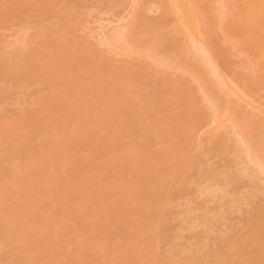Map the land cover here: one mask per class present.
Returning a JSON list of instances; mask_svg holds the SVG:
<instances>
[{"label": "rangeland", "instance_id": "obj_1", "mask_svg": "<svg viewBox=\"0 0 264 264\" xmlns=\"http://www.w3.org/2000/svg\"><path fill=\"white\" fill-rule=\"evenodd\" d=\"M127 1L0 0V187L9 181L6 167L15 156L32 174L24 188L32 202L11 200L0 213L7 224L19 212L27 222L34 219L38 239L46 243L36 248L27 238L23 248L31 251L25 253L0 238V264H264V181L235 142L226 150L206 140L201 147L188 145L184 128L200 126L198 116L208 113L200 96L175 95L173 73L143 70L130 78L128 92L122 90L120 82L128 78L118 68L147 59L123 54L112 60L100 42L93 43L96 58L89 50L74 54L92 27L122 17L126 23L133 8ZM244 3L227 0L230 15L264 16V0L254 7ZM251 37L235 31L232 43L241 49ZM214 40L219 61L239 63L237 56L245 55L244 49L225 52ZM54 53L66 74L43 65ZM109 73L105 89L97 87L100 75ZM83 83L92 88L80 90ZM246 91L264 105V85L250 84ZM109 92L117 93L118 108L99 98ZM74 94L80 103L69 99ZM175 108L180 111L172 114ZM155 128L168 137L156 143ZM259 134L253 132L256 139ZM170 143L182 149L173 178L172 166L159 159ZM120 151L128 152L122 157ZM60 153L69 160L65 168L57 163ZM60 175L65 180L59 186L47 183ZM3 229L6 236L9 226Z\"/></svg>", "mask_w": 264, "mask_h": 264}, {"label": "bare ground", "instance_id": "obj_2", "mask_svg": "<svg viewBox=\"0 0 264 264\" xmlns=\"http://www.w3.org/2000/svg\"><path fill=\"white\" fill-rule=\"evenodd\" d=\"M128 3L133 8L128 17L126 16L128 18L125 20L126 23L123 22L125 19L123 17L120 20L117 19L118 21L111 19L113 23L111 21L108 24L98 23V27L94 26L96 29L94 27L90 29L91 31L88 29L90 31H88L90 37L89 40L87 39L88 42L83 44V47H74V54L80 56L82 51L89 50L88 55L96 58L98 48L93 44L96 41L102 43L112 55V60L113 55L123 54L147 59L142 63H136L134 59L130 63V59L128 62L130 64L121 65L118 68V71L128 78L123 77L120 82L122 90L126 92L132 85L130 78L140 74L142 70L148 75L156 73L160 77L173 73L175 95L185 94L188 99L199 95L198 104L205 103L208 106V113L200 114L197 118V121L201 123L200 126L193 125L184 128L185 132L187 129L190 134L187 136L188 145L201 147L202 141L206 140L211 144L220 143V148L226 150L229 145L232 146V142H235L236 145H240V150L247 160L253 164L254 168L256 167L253 172H257L259 180L264 181V105L257 99L250 98L246 91L250 84L254 87L264 85V52L259 50L264 45V36H257L260 31L264 30V16L247 17L239 12L232 16L229 12L230 8H227V0H129ZM257 4L258 0H245L244 6L254 7ZM149 11L156 12L154 14L158 13L155 15L157 17L151 18L150 15L149 17ZM99 27L100 29H97ZM235 31L251 32L252 37L244 42L243 46L240 45L245 55L233 49L235 53L240 54L237 56L240 59H238L239 63L231 61L228 57L221 60L225 63V70L221 66L223 63L215 56L217 48L210 42L212 38H215L217 40H214V45H221L225 52L235 48L243 53L244 51H240L239 44L238 48L234 47L237 42L232 43L236 40ZM56 34L55 41L58 44L63 43L64 40L59 36L61 33L57 31ZM18 45L25 48L27 43L20 41ZM166 47L169 49L167 53ZM55 56L56 53L52 54L50 59H45L43 65L66 74V67L59 63ZM226 56H228L227 53ZM236 59L234 60L237 61ZM228 70H235L232 76L229 75ZM111 77L112 73H109L106 78L100 75V79L96 80L97 87L105 89L107 79ZM91 88L92 84L83 83L80 90ZM95 94L96 92L91 91V95L97 97ZM131 97L129 96L128 99ZM99 98H108L115 108L122 104L115 92L106 93ZM69 99L73 103L81 102L77 94ZM179 111V108H175L172 114ZM184 111L189 112L188 109ZM42 126L48 128V125ZM254 131L260 132L258 139L253 136ZM154 134L157 137L156 143L168 137L157 128L154 129ZM7 143L16 154V142L10 139ZM168 147L170 148L160 155L159 159L172 166L171 178H173L179 175V156L182 149L174 143H170ZM127 152L120 151L119 155L124 157ZM55 156L56 150L50 153L51 159ZM20 162L19 157L15 156L9 167H6L8 170L5 179L9 181L0 187V205L11 200L14 203L32 202L28 193L25 192L26 196L24 195V188L32 182L31 166L27 165L22 168ZM68 162L64 153H60L57 159L58 165L65 168ZM4 163L3 156H0V168L4 167ZM63 180H65L64 177L60 175L56 179H47V183L59 186ZM5 219L6 216L0 213V235L2 234L0 238L4 239V241L1 240L2 242L7 240L9 245L14 244L18 250L21 247V252L25 253L31 251V248H23L24 240L28 241L27 238L35 243L36 248L38 244L46 245L44 241L38 239L34 219L27 222L24 214L20 212L18 216L9 217L8 224ZM256 219L257 217L252 221V225ZM5 225H8L10 229L6 236L3 229ZM173 263L178 264L177 261ZM219 264H224V262H219Z\"/></svg>", "mask_w": 264, "mask_h": 264}]
</instances>
